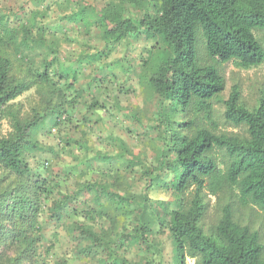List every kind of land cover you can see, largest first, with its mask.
<instances>
[{"label": "trees", "instance_id": "trees-1", "mask_svg": "<svg viewBox=\"0 0 264 264\" xmlns=\"http://www.w3.org/2000/svg\"><path fill=\"white\" fill-rule=\"evenodd\" d=\"M63 1L57 20L71 27L62 30L49 26L51 5L0 13V264H70L54 258L61 227L84 264H264V91L249 105L235 83L225 97L223 68L264 63V0ZM138 41L139 56L122 53ZM68 42L80 50L67 53ZM127 74L152 110L122 106ZM31 90L25 110L18 98ZM215 101L224 124L243 132L220 129ZM80 105L116 106L136 122L123 127L135 143L114 134L112 150L94 153L104 165L96 179L53 167L64 152L91 157L86 141L42 140ZM156 187L169 198L153 199ZM44 221L56 225L47 241Z\"/></svg>", "mask_w": 264, "mask_h": 264}, {"label": "rangeland", "instance_id": "rangeland-1", "mask_svg": "<svg viewBox=\"0 0 264 264\" xmlns=\"http://www.w3.org/2000/svg\"><path fill=\"white\" fill-rule=\"evenodd\" d=\"M26 4V9L30 8H40L44 9L46 5H51L52 10L48 14L47 20H49V26L52 27L51 29H55L58 26L61 27V30L66 27H71L67 22H60L58 23L57 17L60 14H63L64 12H61V9L67 11L66 8H64L65 2L63 0H45L44 2H40L39 0H0V13L7 11V10H13L18 11V9ZM131 9V8H130ZM133 9V8H132ZM70 10V9H68ZM134 14L138 15L140 12L138 10H132ZM27 14L25 15V18L27 17ZM24 21V20H22ZM74 30L77 29V27H73ZM70 37L73 39H82L83 42L86 38L82 35L81 32H73L72 34H69ZM83 37V38H82ZM93 36L92 39H94L93 42H91L93 45L97 44V39ZM143 45V41H138L133 43V45L125 46L122 45V53L125 55H132V56H139V53L141 52V48ZM64 50L67 51V53L70 54H76L81 46L80 44L74 42V43H66L64 46H62ZM84 67V66H83ZM226 79H227V90L224 93V96H228L230 92V88L233 84L237 83L242 87V95L245 101L252 105L256 102L259 95L264 91V63L257 66L252 67L249 69H243L236 67L232 62L226 63L223 66ZM88 70L86 69V72ZM121 71H118V75H121ZM85 72H83V75ZM122 76V75H121ZM128 77H121L119 80V84L121 85V88L123 89L119 93V97L121 100L122 106H126L127 104H131V106L138 111L139 108H144L145 110H152L154 108V104L149 98H146V95L144 91H142L141 86L138 84V81L136 80V77L133 74H127ZM126 78L128 79L126 81ZM88 81L87 78L82 79V83H86ZM133 87L134 89L130 91ZM128 90V91H127ZM118 92V90L116 91ZM35 92L34 90H31L29 92H26L23 96L18 98V101L23 103V107L26 109H29L31 101L35 98ZM103 102V101H102ZM110 104V103H109ZM215 108H216V120L219 124L220 129H227L228 131H244V128H234L232 126L226 125L223 122L222 119V112L225 109V106L222 101H215L214 102ZM111 113H108L105 109L90 111L85 106H79L76 107L75 113H74V119L70 122H65L61 126V133H44L42 135V140L46 144H52L57 142L56 141V135L57 134H65V136H69L73 140H75V143L73 144V147L76 149H81L80 146L82 143L78 144L76 141L84 140L87 142V144L92 148V151L90 152L91 157H88L85 161H82L77 157V151L76 150L74 154V158L67 157L66 153L65 157L56 159L53 161V167L55 171H58L59 173H65L67 170L73 172V174L78 175L80 178L83 179H96L99 176L98 173V167H104L103 164H99V161H96L92 158L94 157L96 152H106L109 150H112L110 144V135L118 134L124 139H128V142L131 144L135 143L136 140L133 138H129L126 131L123 129L125 125H130L132 127L136 126V122L134 121L133 117L129 114L127 110L120 111L116 108V106L111 107ZM114 115V116H113ZM90 125H93V130H89ZM3 129L6 132L9 129V124L7 121L3 122ZM135 140V141H134ZM135 152H138V148H134ZM80 154V153H79ZM153 155V154H152ZM69 159V160H66ZM62 168V169H61ZM114 168V167H113ZM61 169V170H60ZM64 170V171H63ZM136 177V174H128L126 177L128 179L127 183L128 185H134L135 192H139L142 189L140 185L132 182V176ZM138 175V174H137ZM72 188H74V185L72 184ZM130 190L133 188L130 187ZM150 195L153 199H164L169 198V194L163 191L161 188L156 187L153 188L150 192ZM211 201L210 203L213 205L216 202L215 196H210ZM239 209V208H238ZM245 213V212H244ZM260 218V217H259ZM56 230V225L54 222H46L44 221V235L46 241L48 238H51V234ZM60 234V244L57 249V254H55L54 258H57L60 255H65L68 257L70 264H84V262L78 254L74 253V245L75 241L69 237L68 233L64 230V228L58 229ZM160 239L165 246L166 255L170 256V248L171 244L169 239L161 235ZM130 251H126V254H130ZM171 254V253H170ZM134 255V254H133ZM54 261V260H53ZM52 261V262H53ZM54 263V262H53ZM189 264H195L194 259H188Z\"/></svg>", "mask_w": 264, "mask_h": 264}]
</instances>
